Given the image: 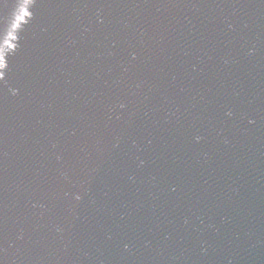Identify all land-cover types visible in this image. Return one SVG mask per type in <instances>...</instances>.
Segmentation results:
<instances>
[{
	"label": "water",
	"instance_id": "obj_1",
	"mask_svg": "<svg viewBox=\"0 0 264 264\" xmlns=\"http://www.w3.org/2000/svg\"><path fill=\"white\" fill-rule=\"evenodd\" d=\"M0 264H109L60 164L0 0Z\"/></svg>",
	"mask_w": 264,
	"mask_h": 264
},
{
	"label": "snow or ice",
	"instance_id": "obj_2",
	"mask_svg": "<svg viewBox=\"0 0 264 264\" xmlns=\"http://www.w3.org/2000/svg\"><path fill=\"white\" fill-rule=\"evenodd\" d=\"M20 10H21V12H22V14L24 16L29 15V13L24 10V7L23 6H21V9ZM17 19H20V17H17ZM0 65H4L5 67L7 66V65L4 64V58L2 56H0ZM0 79H3V75L2 74H0Z\"/></svg>",
	"mask_w": 264,
	"mask_h": 264
}]
</instances>
